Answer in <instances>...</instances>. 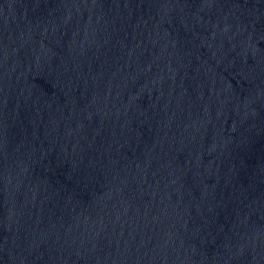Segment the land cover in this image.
I'll return each instance as SVG.
<instances>
[{
  "label": "water",
  "instance_id": "95a60500",
  "mask_svg": "<svg viewBox=\"0 0 264 264\" xmlns=\"http://www.w3.org/2000/svg\"><path fill=\"white\" fill-rule=\"evenodd\" d=\"M0 264H264V0H0Z\"/></svg>",
  "mask_w": 264,
  "mask_h": 264
}]
</instances>
